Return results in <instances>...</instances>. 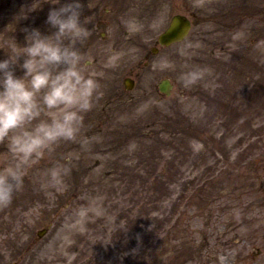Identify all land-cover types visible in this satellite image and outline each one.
Here are the masks:
<instances>
[{"label": "rangeland", "instance_id": "374dc122", "mask_svg": "<svg viewBox=\"0 0 264 264\" xmlns=\"http://www.w3.org/2000/svg\"><path fill=\"white\" fill-rule=\"evenodd\" d=\"M53 3L0 0V31L15 22L20 43L26 26L54 31ZM82 3L90 36L78 46L99 82L89 140L22 161L24 185L0 205V264H264V0ZM176 13L191 17L189 35L152 54ZM192 66L204 71L186 84ZM69 155L53 183L47 170Z\"/></svg>", "mask_w": 264, "mask_h": 264}, {"label": "clouds", "instance_id": "9594fccd", "mask_svg": "<svg viewBox=\"0 0 264 264\" xmlns=\"http://www.w3.org/2000/svg\"><path fill=\"white\" fill-rule=\"evenodd\" d=\"M53 4L60 6L49 9L46 21L54 31L26 26L23 43L13 34L15 22L0 31V49L7 54L0 59V143L6 144L9 158L0 170V205L9 204L24 185L22 161L42 150L51 151L61 140L81 144L89 140L82 134L84 113L93 106L99 82L86 71L90 60L78 46L90 36L88 17L81 20L82 0ZM28 11L22 10L18 17L27 16ZM127 24L139 28L134 19ZM17 66L23 69L21 75ZM203 71L192 66L181 76L192 84ZM71 160L66 156L47 170L53 183L60 182Z\"/></svg>", "mask_w": 264, "mask_h": 264}, {"label": "water", "instance_id": "95a60500", "mask_svg": "<svg viewBox=\"0 0 264 264\" xmlns=\"http://www.w3.org/2000/svg\"><path fill=\"white\" fill-rule=\"evenodd\" d=\"M189 27V21L184 16H174L167 30L160 35L159 43L162 45H168L172 42L181 40L187 34ZM167 84L168 83L164 81L160 85V90L168 93L169 86Z\"/></svg>", "mask_w": 264, "mask_h": 264}]
</instances>
